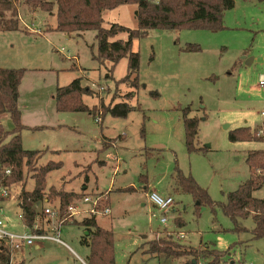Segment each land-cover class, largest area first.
I'll return each instance as SVG.
<instances>
[{
    "label": "rangeland",
    "instance_id": "rangeland-1",
    "mask_svg": "<svg viewBox=\"0 0 264 264\" xmlns=\"http://www.w3.org/2000/svg\"><path fill=\"white\" fill-rule=\"evenodd\" d=\"M136 9V5H125L104 12L102 28L117 24L137 29ZM17 12L21 30L0 32V68L28 70L17 99V106L24 110L23 121L33 122L28 97H35V103L43 106L50 103L49 112L41 110L50 117L52 93L79 78L91 91L83 97L84 105L92 108L102 100L104 106L125 102L141 109L126 119L106 115L101 123L87 113L62 116L58 112L72 130L57 138L65 151L44 153L35 164L37 169L49 162L62 164L46 177L45 196L50 188L74 193L85 189L89 195L109 192L110 215L97 217L96 222L113 234L114 264H161L144 253L145 244L155 236L198 252L229 250L222 264H264V241L252 239V219L240 221L244 231L236 232L220 208L227 195L249 178L247 154L264 149V142L229 141L231 131L244 127L257 130L264 139V90L259 86L264 76V0H235L218 31L151 30L133 40L132 51L139 55L137 89L120 83L127 73L126 59L112 72L109 62L100 65L93 60L97 53L94 31L70 35L49 31L56 26L55 9L53 14H33L21 5ZM116 40L126 41L127 34L111 41ZM130 93L131 99L125 100ZM187 108L191 110L188 118L199 120L192 151L185 145L183 112ZM0 124L5 130L12 129L6 115L0 116ZM28 133L32 132L23 135ZM37 135L55 139L53 134ZM25 137L23 149L32 151V138ZM108 140L115 143L104 149ZM175 170L191 178L217 206L196 207L190 194L176 192ZM24 174V185L11 186L10 197L0 200V218L11 234L26 232L16 196L21 190L32 192L34 180L27 168ZM125 189L132 190L122 192ZM151 193L170 197L173 208L163 215L150 203ZM254 196L264 198V187ZM56 203H44L43 208L51 209ZM161 217L167 219L165 225L160 223ZM177 218L182 227L176 228ZM41 223L39 228L43 229L45 218ZM83 235L82 227L66 223L59 237L67 247L36 242L19 250L18 261L84 264L89 249L80 244ZM191 259L186 257L176 264ZM198 264L204 261L200 259Z\"/></svg>",
    "mask_w": 264,
    "mask_h": 264
},
{
    "label": "trees",
    "instance_id": "trees-1",
    "mask_svg": "<svg viewBox=\"0 0 264 264\" xmlns=\"http://www.w3.org/2000/svg\"><path fill=\"white\" fill-rule=\"evenodd\" d=\"M21 5L26 6L33 14L36 12L53 14L55 9L56 26L49 31L67 35L94 31L97 53L93 56V60L100 65L109 62L111 64L110 72H112L122 59H126L127 73L120 83L137 89L139 87L137 77L139 55L132 51L133 40L142 38L151 30H221L223 16L234 8L235 0H0V32L21 30L17 12ZM125 5L137 6L135 11L137 29L130 30L117 24L111 25L108 29L102 28L103 13ZM122 33L127 34L126 41H111ZM26 72V69L0 68V116L6 115L13 126L8 131L0 124V188L8 190V196L0 198V200L10 197L11 186L24 185V169L27 168L29 172H32L33 191L21 190L16 197L20 202L22 225L35 234L39 229L35 230L34 225L41 226L43 219L47 218L44 214V203L50 204L57 200L56 204L63 212L74 201L85 196V189H82L80 193H74L50 188L49 194L45 196L46 177L51 172L59 170L62 164L61 162H49L37 169L35 164L44 152L25 151L22 148L21 132L24 127L21 124L17 99L18 89ZM90 95V89L81 85V79H75L68 86L58 87L55 90V109L59 113H87L95 121L99 119V123L106 115L126 119L129 113L134 110L141 111L139 106L133 108L125 102L104 106L102 100H99L96 106L89 108L82 101L84 96ZM154 95L157 96V94ZM132 96V93L125 95V100L131 99ZM189 112H191L190 108L184 110L183 123L185 145L189 151H192L198 134L199 120L188 118ZM257 133V130L252 131L248 127L238 128L229 133V141L232 143L264 142V139ZM114 143V140L106 141L104 149L112 147ZM246 163L249 168V178L240 184L234 192L229 193L226 203L219 206L223 214L232 222L236 232L244 231L240 226V221L251 218L253 221L252 239L264 241V198L254 196L264 187V149L249 152ZM89 168L87 167V170ZM6 171H9V174H6ZM172 179L174 190L190 194L198 203L196 207L213 208L217 206L205 191L179 170H175ZM129 190L132 189H125L122 192ZM99 195L105 197L104 204L108 206L109 192ZM68 224L80 226L85 232L80 240V244L89 249V255L84 264H114V240L111 231L99 227L94 217L80 221L72 220ZM174 224L176 228L183 226L182 221L178 218L175 219ZM145 245L144 253L150 258H157L161 264H176L186 257L192 258L186 264H198L200 259L204 261V264H222L230 255L229 250L225 252L207 249L200 252L193 251V249L185 248L170 238L161 236H155ZM8 259L6 249L0 251V264H6ZM208 260L212 261L208 262ZM15 264L25 263L22 260Z\"/></svg>",
    "mask_w": 264,
    "mask_h": 264
},
{
    "label": "built area",
    "instance_id": "built-area-1",
    "mask_svg": "<svg viewBox=\"0 0 264 264\" xmlns=\"http://www.w3.org/2000/svg\"><path fill=\"white\" fill-rule=\"evenodd\" d=\"M259 86L264 90V76L259 79ZM264 116V113H262ZM98 121V120H97ZM9 174V171H6ZM8 196V190L0 188V198ZM105 197L100 195H85L82 199L74 201L67 207L65 211H61L59 205L45 208L44 214L47 217V224L51 220L56 221V225L49 224L46 229H40L36 224L34 229L40 232L32 234L26 228V232L22 235L8 233L5 229V222L0 218V251L6 249L8 252V262L6 264H15V259L20 249L23 247H32L36 242H53L58 245L66 246L60 239L61 228L72 220H83L85 218L106 217L110 215V209L104 204ZM150 203L157 208L163 215H166L173 208V200L170 197L162 198L155 193L148 196ZM63 213V214H61ZM46 219V218H45ZM167 219L160 218V223L165 225ZM53 233V234H51ZM183 238V235H180ZM67 247V246H66Z\"/></svg>",
    "mask_w": 264,
    "mask_h": 264
},
{
    "label": "crops",
    "instance_id": "crops-1",
    "mask_svg": "<svg viewBox=\"0 0 264 264\" xmlns=\"http://www.w3.org/2000/svg\"><path fill=\"white\" fill-rule=\"evenodd\" d=\"M28 33L30 34L32 32H28ZM33 71H38V70L33 69ZM27 73H28V70H27L26 74ZM26 74L24 75L23 79L25 78ZM23 79H22V82H23ZM20 88H21V84H20L19 89H18L19 94H20ZM54 93H55V91L52 93V96L50 97L51 101L53 102V104H52L53 109L51 108L50 117L46 116V115H42L43 111H41L42 109L47 108V112H49V107H51L50 103L45 105V106H43V104L41 102H40V104H36L34 101L35 97H33V96L28 97V102L30 104V107H32L31 108V111H32L31 116L33 118L32 119L33 122H30L29 120H27L26 122L23 121L24 110L19 109V106H18V109L20 112L21 124L24 127L23 131L21 132L22 148L25 144V138H26L25 136H31L33 147H35V148H31V149H33L32 151H38L41 153L44 152L45 155L49 152L53 153V154H58V153L65 151L62 149V146L59 144V141L57 138H60V134L62 132H65L66 130H72V127L67 125L66 122L62 119V117H59L60 115L63 116L64 113H61L60 115H58L59 113L55 109ZM39 110H40V112H39ZM53 110H55L54 114L52 113ZM43 118H44V120H40ZM39 123H44V124L40 125ZM24 132H32V133H28L29 135H23ZM38 133H40V134H43V133L53 134V135H55V139L50 140L51 137H46L47 138V140H46L42 137V135H37ZM58 133H59V135H58ZM34 145H37V146H34ZM85 195H89V194H86V191H85ZM48 219L47 218L45 219L46 223H47ZM51 222L52 221H50L49 224H51ZM49 224L43 223V225H44L43 229H46ZM37 248H38V246H37ZM17 256H18V254H17ZM15 261L16 262L18 261V257H16Z\"/></svg>",
    "mask_w": 264,
    "mask_h": 264
},
{
    "label": "water",
    "instance_id": "water-1",
    "mask_svg": "<svg viewBox=\"0 0 264 264\" xmlns=\"http://www.w3.org/2000/svg\"><path fill=\"white\" fill-rule=\"evenodd\" d=\"M196 205H198V203H196ZM202 210H204V209H202ZM144 238V237H143Z\"/></svg>",
    "mask_w": 264,
    "mask_h": 264
}]
</instances>
